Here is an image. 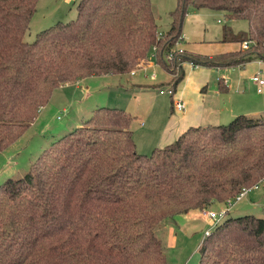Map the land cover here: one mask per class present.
Segmentation results:
<instances>
[{
    "label": "trees",
    "instance_id": "obj_1",
    "mask_svg": "<svg viewBox=\"0 0 264 264\" xmlns=\"http://www.w3.org/2000/svg\"><path fill=\"white\" fill-rule=\"evenodd\" d=\"M37 1L0 0V153L56 88L143 68L153 46L156 65L175 76L173 93L186 62H264V0H177L160 37L150 0H79L74 20L25 43ZM189 6L246 21L247 32L226 28L221 42L248 48L234 57L177 53ZM131 121L121 110L98 108L22 178L0 185V264H167L157 232L168 221L264 184V120L238 115L227 125L191 127L150 155L136 151ZM199 253V264H264V220L224 216Z\"/></svg>",
    "mask_w": 264,
    "mask_h": 264
},
{
    "label": "rangeland",
    "instance_id": "obj_2",
    "mask_svg": "<svg viewBox=\"0 0 264 264\" xmlns=\"http://www.w3.org/2000/svg\"><path fill=\"white\" fill-rule=\"evenodd\" d=\"M150 1L158 31L164 33L169 28L170 13L176 8L177 0ZM78 2L38 0L24 42L32 43L43 30L74 20ZM226 28L235 34L244 33L248 30V24L244 20H230L221 11L197 10L189 6L181 30L185 39L184 47L188 46L203 55H214L226 48L237 47L236 43L221 42ZM239 48V51L242 50L241 45ZM238 52L230 54L234 57ZM150 63L154 68L143 70L136 67L131 71L135 72L133 75L130 72L125 75L92 76L56 88L29 127L0 153V185L9 179L22 178L45 148L82 126L98 108L118 109L129 115L132 118L129 129L138 142L137 150L145 155L151 154L152 143L147 145L146 142L140 143V140L145 139L143 137L151 127L152 135L159 131L173 108L174 99L184 89L188 95L187 100L203 101L207 108L216 107L218 111L223 110L229 115L223 118V122L214 125H227L237 115L264 120V92L258 94L256 85L250 80L256 73H260L264 79V63H254L242 69L220 70L201 66L193 69L186 62L182 66L184 77L176 86L173 97L167 90L175 76L171 79L165 76L163 79L161 69L154 62ZM152 72L157 74L154 81L149 78ZM220 77H224L228 83V90L222 91L221 95L217 86ZM160 90L164 94H160ZM141 122L144 126L140 125ZM217 203L208 208L215 214L225 208L224 202ZM263 211L264 184H261L235 203L225 217L254 216L264 220ZM213 224L211 219L184 215L168 221L167 226L157 232L165 249L167 264H199L200 245Z\"/></svg>",
    "mask_w": 264,
    "mask_h": 264
},
{
    "label": "crops",
    "instance_id": "obj_3",
    "mask_svg": "<svg viewBox=\"0 0 264 264\" xmlns=\"http://www.w3.org/2000/svg\"><path fill=\"white\" fill-rule=\"evenodd\" d=\"M184 42H185V39L182 36V40L180 41V43L177 44L176 47L182 48L184 50V52H187V53L196 54V55H200V56H209V57L216 56V55L230 54V53L238 52L239 49H240L239 45H241V43H236L237 47H235V48H226V50H222L219 53H216L214 55L213 54L203 55V54H197L195 52V50L189 49L188 46L184 47V44H185ZM228 45H231V44H228ZM254 63H261L262 64L264 62L256 60V61H252V62L246 63V64H244L242 66L225 67V68H220V70L221 69H223V70L240 69V68L242 69L245 66L251 65V64H254ZM152 66L153 65L149 62L145 67H143V69L144 70H149L150 68H154V66L153 67ZM155 66L160 68L159 66L156 65V63H155ZM194 68L198 69V67H193V69ZM160 69L163 72L162 73V76H163L162 78L163 79L165 78V76H168L170 79L172 78L171 74H169L168 72H166L162 68H160ZM216 69H219V68H216ZM151 74H154V78L151 79L150 76H149L150 80H152V81L156 80L157 79V74L155 72H152ZM256 74H258V73H256ZM256 74H254V75H256ZM261 77H262V75H261ZM251 78H250V80H251ZM251 82H253V81L251 80ZM227 84H228L227 80L224 77H220L219 79H217V86L219 87V90L220 89H222L224 91L228 90ZM254 84L257 87V84L256 83H254ZM263 92H264V86L262 88L261 93H258V92L257 93L258 94H262ZM221 94H222V91L219 92V95H221ZM187 96L188 95L186 93V89H184V91L182 90V92H180V95L176 96L177 98H175V99H177V100L174 99V101H180L184 105V110L182 112H178V111H176L174 109V107L173 108L171 107L170 114L167 117V119L164 121V124L159 129V131L152 135L153 128L151 127L147 131V133L144 135L143 138H145V139L144 140L141 139L140 143L146 142L147 145H149V143L150 144L152 143V147H153L152 150L156 149V148H164L165 146H168V145L172 144L182 133H184L187 129H189L191 127L219 124L221 121L223 122V118L225 119V118H227V116H229V115H226L223 110H219L218 111V109L216 107L215 108H211V107L207 108L203 101H201V102H191V100H187ZM174 112H177V114H175ZM253 119H258V118H253ZM140 125L144 126L142 122L140 123ZM149 139H151V141ZM133 141L135 143L136 151L138 153L142 154V152L137 150L138 149L137 148L138 147V142L135 141L134 137H133ZM216 204H218V203H216ZM216 204L211 205L209 207V209L212 206H215ZM183 215L184 216H192V217L196 216L198 218H201V217L204 218L201 215V211H199V210H193V211H190L187 214H183ZM207 222L208 221H206V220L204 221L205 224H207ZM166 226H167V224L164 227H166ZM210 229H211V227L208 230H210Z\"/></svg>",
    "mask_w": 264,
    "mask_h": 264
},
{
    "label": "built area",
    "instance_id": "obj_4",
    "mask_svg": "<svg viewBox=\"0 0 264 264\" xmlns=\"http://www.w3.org/2000/svg\"><path fill=\"white\" fill-rule=\"evenodd\" d=\"M162 35V33H158V37H160ZM181 40H182V37H181ZM178 44V43H177ZM175 47V46H174ZM242 49H247L248 48V44L246 42H243L242 45H241ZM175 51H177V53H183L184 50L180 47H175L174 48ZM155 51H156V47L153 46L149 55H148V60L149 62H154L155 63ZM173 58V53H169L168 56H167V60H171ZM144 70V69H143ZM135 72H131V75H133ZM150 78L153 79L154 78V74H151L150 75ZM251 80L257 84V92L258 93H261L262 91V88L264 86V79L261 77V75L258 73L256 75H254ZM160 94H164V91L160 90L159 91ZM167 93L173 97L174 96V93L172 91L171 88H169L167 90ZM173 107L176 111L178 112H182L184 110V105L180 102V101H174L173 103ZM261 184H258V185H255L253 187H250L248 189H244L242 190L240 193H238L236 196H234L233 198L231 199H228L224 202V205H225V208L218 214H215L213 212H211L208 208L207 209H204L201 211V215L204 217V218H207V219H211L214 224L213 225H216L217 223H219L223 217L226 215V213L229 212V210L235 205V203L241 201V199L243 197H245V195H247L248 192H250L251 190L253 189H257V187H259ZM263 215H264V211H263ZM212 225V227H213ZM209 232V230L206 232L205 235H207Z\"/></svg>",
    "mask_w": 264,
    "mask_h": 264
}]
</instances>
